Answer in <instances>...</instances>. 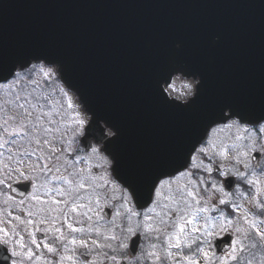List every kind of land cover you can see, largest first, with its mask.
<instances>
[{
  "label": "snow or ice",
  "instance_id": "6c2138e0",
  "mask_svg": "<svg viewBox=\"0 0 264 264\" xmlns=\"http://www.w3.org/2000/svg\"><path fill=\"white\" fill-rule=\"evenodd\" d=\"M203 85L183 62L153 82L177 110ZM119 141L60 63L0 60V260L264 264V112L222 100L194 140L143 168H126Z\"/></svg>",
  "mask_w": 264,
  "mask_h": 264
},
{
  "label": "water",
  "instance_id": "95a60500",
  "mask_svg": "<svg viewBox=\"0 0 264 264\" xmlns=\"http://www.w3.org/2000/svg\"><path fill=\"white\" fill-rule=\"evenodd\" d=\"M33 57L63 66L88 109L119 130L126 168H143L194 140L222 100L264 112V0H0V60ZM180 62L204 76L187 110L153 88Z\"/></svg>",
  "mask_w": 264,
  "mask_h": 264
},
{
  "label": "rangeland",
  "instance_id": "374dc122",
  "mask_svg": "<svg viewBox=\"0 0 264 264\" xmlns=\"http://www.w3.org/2000/svg\"><path fill=\"white\" fill-rule=\"evenodd\" d=\"M180 84H181V81L178 80V81L176 82V85H177V92H179V91L182 90V88L179 87Z\"/></svg>",
  "mask_w": 264,
  "mask_h": 264
},
{
  "label": "clouds",
  "instance_id": "9594fccd",
  "mask_svg": "<svg viewBox=\"0 0 264 264\" xmlns=\"http://www.w3.org/2000/svg\"><path fill=\"white\" fill-rule=\"evenodd\" d=\"M175 87H176V89H177V85H176ZM179 87H180V88H183V84L181 83V84L179 85Z\"/></svg>",
  "mask_w": 264,
  "mask_h": 264
}]
</instances>
